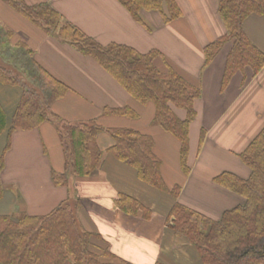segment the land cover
Segmentation results:
<instances>
[{
  "label": "crops",
  "instance_id": "1",
  "mask_svg": "<svg viewBox=\"0 0 264 264\" xmlns=\"http://www.w3.org/2000/svg\"><path fill=\"white\" fill-rule=\"evenodd\" d=\"M25 1L30 5L50 4L60 13L62 22L73 23L104 45L124 44L140 53L158 50L186 79L200 86L202 95L195 102L197 116L190 127V171L186 173L181 164L180 141L153 123V103L143 105L135 100L96 60L62 41L56 32L47 34L0 0V22L34 49L45 68L72 88L53 103L51 110L63 121L95 120L104 127L97 139L103 152L98 170L79 177L69 168L68 184L64 186L53 181L54 171L66 170L60 136L62 120L46 121L33 129H16L2 173L0 214L43 216L71 197L80 201L79 220L84 228L98 236L95 249L107 246L112 254L102 257L103 262L207 264L196 246L175 233L174 218L168 220L170 211L180 202L220 219L225 211L242 204V196L217 184L214 178L223 172L248 178L251 171L240 154L264 128V67L255 74L247 66L223 87L234 40L226 42L205 66V47L227 33L219 12L222 0H176L182 15L170 23L158 10H142L141 22L119 0ZM243 29L264 52V15L249 16ZM157 65L164 67L161 60ZM22 93V87L0 82V103L9 126ZM125 106L136 110L139 117L103 114L105 107ZM175 112L182 118L181 111ZM112 127L132 128L154 138V152L162 161L167 186L181 187L178 198L143 182L134 167L116 159L110 150L115 141L107 131ZM202 131L205 139L200 146ZM5 143L3 134L0 153ZM121 194L135 197L147 210L137 215L124 212L115 202Z\"/></svg>",
  "mask_w": 264,
  "mask_h": 264
},
{
  "label": "trees",
  "instance_id": "2",
  "mask_svg": "<svg viewBox=\"0 0 264 264\" xmlns=\"http://www.w3.org/2000/svg\"><path fill=\"white\" fill-rule=\"evenodd\" d=\"M24 18L39 25L47 34L56 32L64 42L96 60L118 83L143 105L153 103V123L174 135L181 143L182 168L189 173L190 127L197 116L195 102L202 95L200 86L178 72L158 50L140 53L119 43L102 44L69 21L48 3L27 4L25 0H2ZM139 21L142 10H158L170 23L182 15L176 0H119ZM220 15L227 33L208 44L205 66L209 65L224 44L234 40L228 54L223 87L237 71L250 66L257 74L264 67V52L244 32L243 24L252 14L264 15V0H222ZM161 60L164 67L157 65ZM0 82L22 87L23 93L9 126L0 103V136L6 143L0 153V199L3 195L2 173L6 153L16 129H33L50 120H62L51 109L72 88L52 74L36 58L29 45L16 38L13 30L0 22ZM174 108L184 109L180 118ZM106 116L138 118L132 107H105ZM104 127L95 120L70 123L62 120L60 136L66 153V170L53 172L58 186L68 184L67 169L79 177L93 175L100 166L103 152L97 143ZM114 138L113 155L137 170L143 182L169 192L178 198L181 187L169 188L162 176V161L154 152L151 135L126 127L107 130ZM205 132L202 131L200 146ZM250 169L242 178L223 172L215 182L244 198V202L212 219L183 203L176 202L169 214L175 233L197 247L207 264H264V128L240 154ZM116 204L124 212L137 215L144 205L135 197L121 194ZM80 201L68 198L51 213L43 216L22 213L0 214V264H109L101 260L111 256L107 246L94 247L96 234L84 228L79 220ZM100 249V252L98 251Z\"/></svg>",
  "mask_w": 264,
  "mask_h": 264
},
{
  "label": "rangeland",
  "instance_id": "3",
  "mask_svg": "<svg viewBox=\"0 0 264 264\" xmlns=\"http://www.w3.org/2000/svg\"><path fill=\"white\" fill-rule=\"evenodd\" d=\"M176 111H178V114L180 113V111H181V113H183V116H182V118H186V116H187V114H186V111L184 110V109H178V108H174Z\"/></svg>",
  "mask_w": 264,
  "mask_h": 264
}]
</instances>
